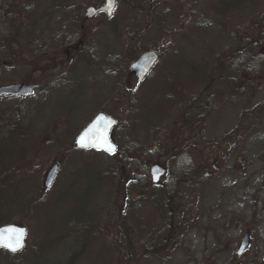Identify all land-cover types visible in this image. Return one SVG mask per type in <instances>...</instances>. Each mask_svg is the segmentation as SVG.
I'll list each match as a JSON object with an SVG mask.
<instances>
[{
	"label": "rangeland",
	"instance_id": "obj_1",
	"mask_svg": "<svg viewBox=\"0 0 264 264\" xmlns=\"http://www.w3.org/2000/svg\"><path fill=\"white\" fill-rule=\"evenodd\" d=\"M102 1L0 0V87L38 83L27 98L0 99V227L27 231L24 250L0 251V264H264V70L257 64L262 52H252L258 55L253 61L240 57L264 0H184L185 10H173V0H153L160 5L154 19L150 0H118L110 18L85 21V10ZM15 26L19 42L7 45ZM33 41L17 61L9 57L7 46L15 53ZM70 45L79 54L62 52ZM40 46L38 73L30 62ZM148 51L161 55L159 63L132 92L137 83L122 73ZM235 66L256 69L260 84L254 91L214 87L211 79L232 77ZM200 92L209 109L183 110ZM244 106L250 116L237 129ZM99 113L117 120L116 144L142 158L151 145L160 144L163 152L170 138L180 142L181 120L189 129L200 126L201 134L189 133L194 143L181 154L190 169L220 151L214 169H199L205 173L199 188L184 191L183 213H176L183 218L174 222L179 234L167 238L168 227L159 232L158 218L147 207L123 217L131 172L123 173L119 159L75 149L76 137ZM135 219L142 220L141 228ZM244 235L250 244L237 259ZM147 253L150 258L137 260Z\"/></svg>",
	"mask_w": 264,
	"mask_h": 264
},
{
	"label": "flooded vegetation",
	"instance_id": "obj_2",
	"mask_svg": "<svg viewBox=\"0 0 264 264\" xmlns=\"http://www.w3.org/2000/svg\"><path fill=\"white\" fill-rule=\"evenodd\" d=\"M150 3H153V0H150ZM181 4H182V9L185 10L187 7V4L182 0H181ZM22 6H23V3H22ZM13 8L14 7L11 6L10 10H12ZM155 9H156V6L155 5L153 6V4H152L150 6V13H151V16L153 19L156 16ZM99 15L105 16V14L103 12H100L95 17H97ZM261 17L264 19V12H263V15ZM153 19H152V21H154ZM85 21H88V20H85ZM20 22H21V19H17L16 25L19 24ZM263 22H264V20H263ZM82 25L83 24H81V26L79 28V31L77 33L78 35H81V33H82L81 32ZM258 27H259V32L256 33L254 31V28H258ZM260 28H261V30H260ZM18 30H20V29H18L17 26H15V28H11L10 35L8 36V39H7V45H11L12 43L19 42V38L17 35V32H19ZM247 39H248L249 43H251L248 51L257 53L258 52V46L259 45L262 46V48H261L262 55H259V57H260L259 60H264V23L262 25H260V22H259L256 24L255 27H252L250 35L247 33ZM257 39H260V43L258 42ZM37 41L40 45V39L39 38H37ZM35 42L36 41H33L31 43L26 42L25 47H23L24 46V42H23V46L19 47L17 49V52H15V53L9 48V46H7L8 50H10L9 51V57L11 59L17 61L18 55L22 54L24 51H26L25 48H27L28 46L31 47L32 45L36 44ZM41 43H43V42H41ZM78 45L80 48L82 46V43H79ZM74 46H76V45L67 46V48H65V50H63L62 52L64 54H66L68 57H70L72 53H75L76 55L79 54L80 49L77 48L78 46H76V47H74ZM42 47H43V45H42ZM42 47L40 46V51H38V54L36 55L38 57L37 58L38 73L42 72V71H39V69L41 68V67H39V64L42 63V60L44 59V55L40 54V53H42L41 51L43 50ZM247 48H248V46H247ZM150 52H153V51H150ZM153 53L157 56V61H156L155 65L150 69L149 73L140 82L137 80L136 76H134L131 72H129V69L127 72L124 71L122 73L123 79L137 83L136 84L137 86H135V88H133L131 90L132 92H135L138 89V87H140L143 83H145V80L149 77V74L154 70L156 65L159 63V59H160L161 55L158 53H155V52H153ZM249 56L251 58H257L253 54H251V55L249 54ZM135 61H133V62H135ZM27 65H28V62H27ZM129 67H130V65H129ZM167 73H168L167 70H165L164 74H167ZM240 78L242 80L243 93H248L249 91H251V92L254 91V87H256L258 84H260V83H258V84H255V86H253L255 83V80H257V79H255V77L243 76ZM204 79L205 78L202 77L201 81H203ZM170 80L173 81V84L178 81L175 78H171ZM211 80L214 82V87L218 84H220V85L223 84L224 86L226 85L227 87L232 88L235 91V82L234 81H236V78H234L233 76L225 78V79H222L221 77H219V78L213 77ZM209 82L203 81L202 84H205V83L209 84ZM23 84L30 85V86L32 85V86H34V89L38 87L37 86L38 83H36L35 85L30 84V83H23ZM126 91H130V90L127 88ZM202 94H203V92H200L198 94L197 98L191 103V105L189 103H184L183 104V110H186L188 112L190 109L191 110H199V109H202V107L203 108L206 107L209 109V107H207V106L210 103L204 101ZM99 114H103L105 116L111 117L116 122V126L113 128V130L111 131V134H110V140L115 145L116 152L113 156H109V157H112L113 159H119L120 163L122 164L121 168L123 170V173H127L130 171L131 176L133 177L132 181H128L125 183L126 187L128 185L132 184L133 188L131 191L132 195H130V193H128V195L127 194L122 195L120 210L124 213H121V215L123 217L124 216L126 217L128 212L133 211L134 212L133 216H136V213L139 212L140 210H142L143 207H147V208H149L150 211H153L156 215V218H158V220H156V225L160 226V228H161V230L159 232L166 231V228L168 227V229H170L171 232L169 233L167 238H169V236L172 237L174 235L179 234L181 232V230L177 229L178 226L175 225L174 222L176 220L181 221L183 218L182 216H179V214L177 215L176 213L179 212L180 206L182 205V202H183L182 200L185 197L184 191L185 190L188 191V189H192V190L198 189L200 184H201L200 181H202L204 179V177L202 178L201 176L205 174V173H202L201 171H199L200 168L197 169V167H195V168L193 167L190 169L189 162H187L186 157L184 155L186 153H185L183 148L186 149V147L188 148V146H192V144L194 143V141L189 140V133L194 134L193 130L196 129V127L194 126L192 129H189V125L185 124L183 122V120H181V123H182L181 124L182 139L180 142L176 141L175 136H174V139L170 138V143H172V145L168 146L167 149H165L166 151L163 148V152L159 150L160 144L159 145H157V144L151 145L152 150H149L146 152L147 154H149V156L142 158L140 156L141 153H137V154L133 153L132 154L131 152H128L125 149L127 147H123V146L121 147L119 144L118 145L116 144L115 139L113 137V131L118 126L117 120L114 117H112L110 115V113H99ZM185 120H187V119H185ZM199 127L200 126H198L196 130H197L198 134H201L199 132ZM189 142H191L192 144H190ZM195 143H197V142H195ZM173 147H174V149H172V150H174V151L171 154L170 150ZM176 148L180 149V151H181L180 154H177V152L175 151ZM183 152H184V154L181 155ZM157 153H161V155H159ZM136 166H138L139 168H142L143 172L135 170ZM154 166H159L163 170V175L157 180V182H153L152 176H151V170ZM205 168H207V166H202L201 169L205 170ZM208 173H210V172H208ZM208 173H206V175ZM180 212L183 213L182 210H180ZM125 213H127V214H125ZM179 217H181V218L179 219ZM135 218H138V217H135ZM135 220L136 221L138 220V223H139L138 227L141 228L142 225L140 224V222L142 220L141 219H135ZM161 237H165V234L163 233ZM249 244H250V242H249ZM235 254H236V251H235Z\"/></svg>",
	"mask_w": 264,
	"mask_h": 264
},
{
	"label": "water",
	"instance_id": "obj_3",
	"mask_svg": "<svg viewBox=\"0 0 264 264\" xmlns=\"http://www.w3.org/2000/svg\"><path fill=\"white\" fill-rule=\"evenodd\" d=\"M117 0H103L96 7L85 10L84 19L94 18L98 13L103 12L107 18H110L115 8ZM157 61V56L153 52H146L130 66L129 72L136 76L140 82L150 71ZM34 86L17 84L0 87V98L2 97H19L27 98L32 95ZM115 126V121L104 115L96 116L92 122L77 136L75 146L79 150H93L102 152L106 155H113L116 147L110 140V132ZM83 138V139H82ZM57 167L53 166L45 177L44 186L49 188ZM163 175V170L159 166H154L151 170L152 181L157 180ZM19 244V247L17 246ZM26 243V229L18 225H7L0 227V250L10 254L21 252ZM249 243L248 235H244L236 251V257L241 256L247 249ZM7 245V246H5ZM11 248H16L15 251Z\"/></svg>",
	"mask_w": 264,
	"mask_h": 264
},
{
	"label": "trees",
	"instance_id": "obj_4",
	"mask_svg": "<svg viewBox=\"0 0 264 264\" xmlns=\"http://www.w3.org/2000/svg\"><path fill=\"white\" fill-rule=\"evenodd\" d=\"M122 2H123V0H121ZM148 1V0H147ZM182 1H184V0H182ZM141 3H142V1H141ZM173 4L174 3H176V7L174 6L172 9L174 10V9H181L182 8V4H181V0H173V2H172ZM148 4V7L150 8V6L153 4V6H154V3H147ZM156 6V9H155V13L157 14V10L159 9V7H160V5H155ZM264 12V11H263ZM263 12H262V14H261V16L263 15ZM151 14V13H150ZM138 16H140V15H138ZM261 16H258V19H257V22L256 23H259L260 22V25H262L264 22H263V18L261 17ZM183 18H185V17H183ZM136 20H140V18L139 17H136ZM260 30H261V28H260ZM254 31L256 32V33H258L259 32V27L258 28H254ZM249 35H250V33H251V31H249L248 30V32H247ZM250 44L251 43H249V41L247 42V46H248V48H246V49H244V51L242 52V50L241 49H239L240 48V43L239 42H237V51H239L238 52V54H240L241 52L242 53H244V54H240L241 56L240 57H242L244 60H246V59H248V60H250V61H253V60H255L256 58H251L250 56H249V54L251 55V54H253L254 56H256V57H258V55L256 54V53H252L251 51H248V49H249V46H250ZM258 51H260L261 52V49H258ZM138 52V50H136V53ZM135 53V54H136ZM243 55V56H242ZM37 56H34L33 57V60H32V62H30L31 63V65H33V66H35V65H37ZM239 58V57H238ZM257 64H258V67H262L263 69L262 70H264V60H259L258 62H257ZM28 65H29V63H28ZM233 70H234V73H233V71H232V76L234 77V78H236V81H234L235 82V86H236V89H237V91H240V93H241V88L243 87L242 86V80L240 79L239 81H237V78H240V76H248V77H255L256 76V73H255V70L256 69H253V70H251V69H249V68H246L244 71H243V69L242 68H239V69H236V66L235 67H233ZM244 73V74H243ZM258 76V75H257ZM261 77H262V75H260ZM260 77H255V79H257V80H255V83H254V85L253 86H255V84H258V83H260V81L258 80ZM247 82V81H246ZM243 91V90H242ZM236 94V93H235ZM238 98V99H237ZM235 99L237 100V105H239V106H242V97H241V95H238V93L236 94V97H235ZM249 116H250V113H249V111H248V108L247 107H243V109H242V114H241V121H240V124H239V126H238V128L237 129H239L240 127H241V125H242V123H244L248 118H249ZM236 129V130H237ZM212 152V151H211ZM210 152V155H208V157H206V158H204L203 157V159H204V161L202 162V164H201V167L203 166V165H207V164H209L208 166H207V169H210V168H214V164L215 163H218V159L220 158V155H219V153H220V151H215V152H212L211 153ZM200 167V168H201ZM198 169V168H197ZM183 235V234H182ZM149 244V243H148ZM149 252V251H148ZM151 252V251H150ZM20 254V253H19ZM139 258H137V260L138 261H140V260H143V259H145V258H150V256L148 255V253L147 254H144V255H140V256H138Z\"/></svg>",
	"mask_w": 264,
	"mask_h": 264
},
{
	"label": "snow or ice",
	"instance_id": "obj_5",
	"mask_svg": "<svg viewBox=\"0 0 264 264\" xmlns=\"http://www.w3.org/2000/svg\"><path fill=\"white\" fill-rule=\"evenodd\" d=\"M83 139V138H82ZM5 246H7V245H5ZM16 247H19V244L17 243V246ZM11 250H13V251H15L16 250V248H11Z\"/></svg>",
	"mask_w": 264,
	"mask_h": 264
}]
</instances>
